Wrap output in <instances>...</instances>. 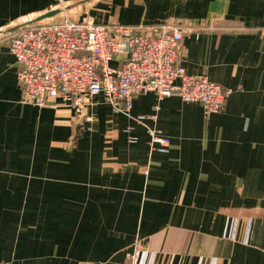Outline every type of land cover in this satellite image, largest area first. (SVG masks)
<instances>
[{
  "label": "crops",
  "instance_id": "1",
  "mask_svg": "<svg viewBox=\"0 0 264 264\" xmlns=\"http://www.w3.org/2000/svg\"><path fill=\"white\" fill-rule=\"evenodd\" d=\"M79 1L0 0V29L73 3V20L179 23L186 71L230 92L210 114L177 95H136L128 112L99 95L87 121L22 103L0 39V261L129 264L139 238L138 264H264V0Z\"/></svg>",
  "mask_w": 264,
  "mask_h": 264
},
{
  "label": "built area",
  "instance_id": "2",
  "mask_svg": "<svg viewBox=\"0 0 264 264\" xmlns=\"http://www.w3.org/2000/svg\"><path fill=\"white\" fill-rule=\"evenodd\" d=\"M59 16L7 36L22 103L41 107L58 101L87 121L92 117L85 111L99 95L123 112L129 111L136 95L148 92L158 99L177 95L185 102H200L205 114L224 105L229 89L205 75L189 74L183 66L181 43L186 32L181 24H105L73 20L65 12ZM144 118L136 117L139 122ZM149 134L151 144L164 142L157 129ZM144 249L145 242L136 238L127 253L129 264H138Z\"/></svg>",
  "mask_w": 264,
  "mask_h": 264
},
{
  "label": "water",
  "instance_id": "3",
  "mask_svg": "<svg viewBox=\"0 0 264 264\" xmlns=\"http://www.w3.org/2000/svg\"><path fill=\"white\" fill-rule=\"evenodd\" d=\"M84 1H87V0H81L79 1V3H82ZM78 3H73V4H68V5H65V6H62V7H56L54 9H51V10H48L44 13H41L27 21H24V22H21V23H15V24H12V25H8L2 29H0V37H3V36H6L10 33H13L17 30H19L20 28H23L27 25H31V24H34L38 21H41V20H44V19H47V18H52L64 11H67L68 9H70L71 7L77 5Z\"/></svg>",
  "mask_w": 264,
  "mask_h": 264
},
{
  "label": "rangeland",
  "instance_id": "4",
  "mask_svg": "<svg viewBox=\"0 0 264 264\" xmlns=\"http://www.w3.org/2000/svg\"><path fill=\"white\" fill-rule=\"evenodd\" d=\"M62 6H64V5H61V6H59V7H62ZM80 10V9H79ZM75 11H78V10H75ZM61 16H57V17H54L53 19L54 20H56V19H59ZM8 35H6V37H7ZM5 37V36H4ZM4 37H0V39H2L3 38V40H4V42L6 43L9 39L7 38V39H5Z\"/></svg>",
  "mask_w": 264,
  "mask_h": 264
}]
</instances>
